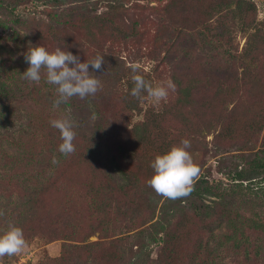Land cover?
<instances>
[{
	"label": "trees",
	"instance_id": "1",
	"mask_svg": "<svg viewBox=\"0 0 264 264\" xmlns=\"http://www.w3.org/2000/svg\"><path fill=\"white\" fill-rule=\"evenodd\" d=\"M29 1L0 0V29L9 33L0 36V129L9 122L7 101L41 86L48 93L42 97L44 103L53 104L58 98L56 86L46 83L45 69L39 83L22 78L29 64L24 57L15 59L14 51L25 54L28 48L43 46L51 53L60 47L81 63L103 56L104 64L98 71L89 66V73L100 81L96 94L67 101L83 113L90 104L95 114L92 124L82 119L85 126L73 128L74 153L64 156L58 151L60 132L46 119L48 113L33 119L31 132L39 136L40 147L26 154L32 165L42 163L41 175L34 182L28 174L25 196L12 200L0 235L14 225L30 241L43 236L46 225L49 241H85L96 233L104 238L121 234L120 225L130 229L128 222L143 227L138 238L117 237L99 250L98 242L63 243L54 260L264 264V153L246 156L228 173L218 168L217 173L229 182L225 184L209 181L201 174L202 162L194 158L203 154L200 145L207 135H213L218 150L239 146L249 151L264 133V73H259L264 65V20L257 19L255 3L207 0L199 19L192 6L201 0H159L164 18L155 22L154 39L147 41L141 32L146 9L129 0H45L47 7L40 13L44 18L18 11ZM239 35L245 38L240 52L235 44ZM192 61L200 64L197 72L185 69ZM133 63L138 65L137 73L131 71ZM134 74L153 86L171 80L176 89L169 90L159 104L146 92L142 98L134 97L130 94ZM240 109L250 113L244 126L236 116ZM184 139L191 142L186 150L200 173L189 196L166 199L147 185L154 175L150 164ZM22 152L4 154L0 192L6 200L21 190L25 173L19 166L27 165ZM53 157L59 163L53 164ZM54 200L62 206L60 211L50 205ZM157 246L160 250L153 258L152 247Z\"/></svg>",
	"mask_w": 264,
	"mask_h": 264
},
{
	"label": "rangeland",
	"instance_id": "2",
	"mask_svg": "<svg viewBox=\"0 0 264 264\" xmlns=\"http://www.w3.org/2000/svg\"><path fill=\"white\" fill-rule=\"evenodd\" d=\"M133 4H138L143 7H145V11H143V17H144V24L142 26V34H145L144 40L149 41L150 39H154L156 28H155V22H158L159 19L164 18L161 16V13H159V7L161 4V1L159 0H129ZM185 2H189L191 0H183ZM255 3L257 7V19L258 20H264V0H251ZM47 7V3L45 0L42 1H35L30 0L26 6L20 7L18 9L19 12L22 13H28V12H34L35 14L42 13V10ZM207 8V0H201L197 3H193L192 9L193 14L195 17L201 19L203 17V13L206 11ZM41 18H44V15L40 14ZM9 33L7 30L0 29V36L5 37ZM245 38L242 36L236 37V48H238V51L240 52L242 50V47L244 46ZM130 45V43H128ZM8 46L15 49L14 45L12 43H8ZM136 47V46H135ZM226 48V47H225ZM15 52V59L24 57V53L20 51H14ZM123 58H126V61H130L127 58V53L121 54ZM222 59V58H221ZM220 59V60H221ZM177 60V58L175 59ZM179 62V61H177ZM176 64V63H175ZM188 65V63H186ZM185 65V66H186ZM199 63L197 61H192L189 68L187 66L185 69L190 71L191 73L193 71L197 72ZM146 67H150L148 64ZM184 68V67H180ZM264 73V65L262 69L259 71L260 76ZM237 73L240 76L241 69L237 70ZM47 89L43 88V86L39 88H34L33 91L28 92L25 95H20L17 98L7 101L5 104L8 119L9 122L0 129V174H2V167L5 164L6 157L4 154H10V155H17V153H23L25 152V160L27 161V165L25 167H21L19 170L23 171L24 178L21 177V183L20 185V192L17 191L14 193V195L11 196V200H6L2 193L0 192V226L2 221H6L4 218H8L12 207V200L16 202V199H18L21 196H25V189L23 188V185L27 184L28 174H31L33 179L31 181H36L39 178L40 173V165L42 163H35L32 165V161L30 158L27 157V152L31 151L33 148L38 149L40 147V138L37 134L35 136L32 134L31 131H34L35 129L32 127L34 125V121L36 117L39 116H46L44 113H48L50 115L49 118H46L49 123L54 118L55 119H67L69 120L73 125L74 128H80L84 127L85 124H80L82 119L87 121L89 124H92L94 122L93 116L95 117L94 110L90 104H87V107L85 109V113L83 111L77 109V107H73L69 103H61L59 107L54 108L53 104L50 103H44L45 101L42 100V97L44 99V96H46L48 93L46 92ZM211 90H209L210 92ZM261 94L257 93L256 97H260ZM256 103V102H254ZM228 109L232 108V104H225ZM236 116L238 117V120L242 122L243 126L245 123H247L250 120V113L246 111L245 109H240ZM32 124V125H31ZM24 136L23 139L20 137ZM212 134L207 135L205 140L203 139V143L200 145L203 148V154L201 155H194V158L197 157L199 162H202L201 165V174L206 175L209 179V181H220L221 183H229L226 178L223 175H220L217 173V169L222 167V171H228L234 170V165H241V163L244 161V158L248 155H252L256 152H262L264 153V133L263 131L260 132V135L258 136V139L252 142L250 144L251 150L249 151H241V148L239 146H228L229 148L226 150H218L216 147L212 144ZM205 141V142H204ZM207 142V146H206ZM249 145V144H248ZM27 150V151H26ZM222 160V161H221ZM41 162V161H40ZM222 162L223 164H221ZM220 163V164H219ZM12 167V166H11ZM5 167L7 170L11 168ZM10 171V170H9ZM22 172V173H23ZM9 173V172H8ZM1 178V176H0ZM29 181V182H31ZM264 185V183L262 184ZM261 185V186H262ZM51 200V198H49ZM264 202V201H262ZM54 206L56 211H60L61 207L56 203V201H52L50 205ZM261 207L264 208V203L261 204ZM3 223V222H2ZM130 225V229L125 226V224L120 225V233H116V235L111 237L104 238V235L102 233H96L94 235H91L87 238L85 241L81 240H56V241H49L47 238L48 229L45 225V231L43 233V236H38L33 238L30 241H26V247L24 250L14 256H5L3 258H0V264H61L59 261H55L54 259H57L61 255V248L63 246V243L70 244V245H84L87 243L92 242H98L99 248L102 247H108V242L113 241L117 237H136L138 234V231L143 228L142 226L139 227L138 224H136L134 227L130 223H126V225ZM1 228V227H0ZM124 228V229H123ZM135 228V229H134ZM159 246L152 247V256L153 258L156 257V254L159 251ZM101 253V251H100ZM100 254L98 255V257ZM68 257H65V261ZM231 258V257H229ZM230 259L225 260V262H229ZM237 264L238 261H236ZM64 264H82V262H69L66 261ZM96 264H101L100 261H97ZM127 264H130L129 261H127Z\"/></svg>",
	"mask_w": 264,
	"mask_h": 264
},
{
	"label": "clouds",
	"instance_id": "3",
	"mask_svg": "<svg viewBox=\"0 0 264 264\" xmlns=\"http://www.w3.org/2000/svg\"><path fill=\"white\" fill-rule=\"evenodd\" d=\"M24 60L29 64L27 70L21 75L25 80L39 83L41 69L46 70V83L56 86L58 98L53 103L54 108L59 107L61 103H66L74 96L83 100L90 95H95L100 87L99 79L89 73V66L94 70H101L104 64L103 56H97L92 61L81 63L78 56L62 51L60 47L49 53L43 46H37L28 48L24 54ZM69 65H74V67H69ZM130 68L133 73L139 70L135 63L131 64ZM132 82L134 84L130 93L132 96L142 98L141 93L146 92L147 98L156 104L167 99L169 90L175 91L176 89L171 80L153 86L138 74L132 76ZM50 124L60 132L62 143L58 151L64 156L74 153L73 141L76 137L73 130L74 125L67 119H54L50 121ZM190 147L191 142L184 139L179 146H173L166 154L157 155L150 164L154 175L147 181V185L157 195L176 200L186 198L193 191L200 168L193 162L191 154L186 150ZM52 163L57 164L59 161L53 157ZM25 247L26 240L19 227L9 225L7 231L0 235V258L17 255Z\"/></svg>",
	"mask_w": 264,
	"mask_h": 264
}]
</instances>
